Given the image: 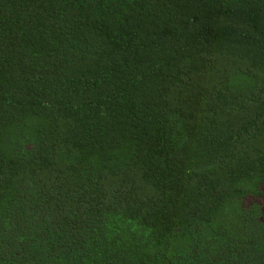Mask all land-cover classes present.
<instances>
[{
  "label": "trees",
  "instance_id": "obj_1",
  "mask_svg": "<svg viewBox=\"0 0 264 264\" xmlns=\"http://www.w3.org/2000/svg\"><path fill=\"white\" fill-rule=\"evenodd\" d=\"M0 264H264V0H0Z\"/></svg>",
  "mask_w": 264,
  "mask_h": 264
}]
</instances>
